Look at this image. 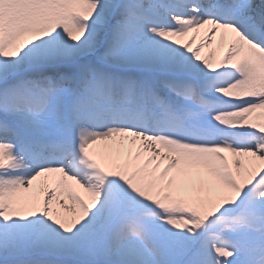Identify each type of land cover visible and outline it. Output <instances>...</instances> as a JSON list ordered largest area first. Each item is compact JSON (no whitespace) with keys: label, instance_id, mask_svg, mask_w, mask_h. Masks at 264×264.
Wrapping results in <instances>:
<instances>
[{"label":"snow or ice","instance_id":"obj_1","mask_svg":"<svg viewBox=\"0 0 264 264\" xmlns=\"http://www.w3.org/2000/svg\"><path fill=\"white\" fill-rule=\"evenodd\" d=\"M0 264H264V0H0Z\"/></svg>","mask_w":264,"mask_h":264},{"label":"bare ground","instance_id":"obj_2","mask_svg":"<svg viewBox=\"0 0 264 264\" xmlns=\"http://www.w3.org/2000/svg\"><path fill=\"white\" fill-rule=\"evenodd\" d=\"M199 40V36L197 37V41ZM197 41H194L193 43L195 44ZM213 47H215V45L213 44ZM205 54H207V52L209 51L208 49H205Z\"/></svg>","mask_w":264,"mask_h":264}]
</instances>
